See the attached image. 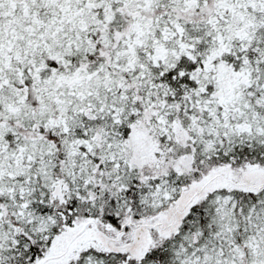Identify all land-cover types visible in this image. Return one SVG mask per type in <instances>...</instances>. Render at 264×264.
Here are the masks:
<instances>
[{"label":"snow or ice","instance_id":"1","mask_svg":"<svg viewBox=\"0 0 264 264\" xmlns=\"http://www.w3.org/2000/svg\"><path fill=\"white\" fill-rule=\"evenodd\" d=\"M0 264H264V0H0Z\"/></svg>","mask_w":264,"mask_h":264}]
</instances>
